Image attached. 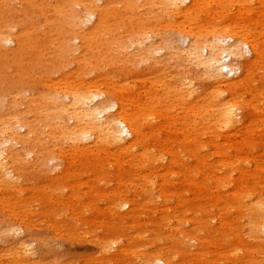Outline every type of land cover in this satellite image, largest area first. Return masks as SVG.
<instances>
[{
  "label": "bare ground",
  "instance_id": "6f19581e",
  "mask_svg": "<svg viewBox=\"0 0 264 264\" xmlns=\"http://www.w3.org/2000/svg\"><path fill=\"white\" fill-rule=\"evenodd\" d=\"M250 1L0 0V68L12 61L23 70L19 77L0 75V181L11 176L17 182L24 162L32 160L37 166L45 159L52 162L53 152L67 157L73 151L86 159L105 151L117 158L141 157V163L164 180L165 188L174 180L182 181L181 173L183 180L186 172L191 173L192 192L207 197L211 176L229 166L231 171L216 184L222 190L227 184L233 186L234 192L222 203H215L211 195L209 207L217 208L218 220H248L250 240L229 224H220L214 242L223 252L212 255L209 248L215 243L198 238V233L211 231L204 220L195 223L185 216L176 224L169 216L164 220L168 248L159 249L148 264H187L184 258L194 264H250L252 248L264 253V195L257 198V189L251 192L246 182L233 183L234 169L227 159L216 167L208 166L197 144L191 152L195 163L188 169L180 158L184 150L172 140L176 139L172 135H183L186 140L200 128L203 135L220 139L224 133L249 126L253 112L264 122V109L258 112L255 106L259 96L252 77L257 64L264 63V44L245 39L238 27ZM259 4L264 8V0ZM203 14L197 33H192L183 20ZM174 33L189 42L181 53L170 46ZM145 64L150 65V76L164 75L174 81V86L166 88L174 87L173 97L182 102L167 106L176 113L174 117L162 111L159 92L152 88L145 93L141 84L135 93H116L103 87L113 81L108 78L112 71L121 84H130L123 78L138 75ZM32 79L45 91L39 92ZM79 80L86 84H78ZM207 83L209 88H205ZM201 98L205 105L200 104ZM6 101L10 103L5 105ZM165 127L172 139L162 136ZM147 143L154 144L152 157H135V150ZM167 155L179 159L169 162ZM184 188H179L180 195L187 192ZM164 193L159 190V205L167 197ZM189 203L183 202V215L195 213ZM210 214L205 212L203 218ZM185 225L191 227L189 232ZM240 244L245 255L237 259ZM25 253L29 255V250Z\"/></svg>",
  "mask_w": 264,
  "mask_h": 264
},
{
  "label": "rangeland",
  "instance_id": "374dc122",
  "mask_svg": "<svg viewBox=\"0 0 264 264\" xmlns=\"http://www.w3.org/2000/svg\"><path fill=\"white\" fill-rule=\"evenodd\" d=\"M259 3L260 0H251L245 6L241 15L246 13V16L243 15L238 27L245 39L264 44V8ZM234 12L240 14L238 8ZM203 17L204 14L187 18L183 22L188 30L197 33V25L201 24ZM185 42L180 33H174L170 37V46L178 49L176 51L180 53L189 45V42ZM260 63L252 73L259 96L255 104L258 112L259 109H264V81H261L264 77V63ZM12 74L22 76L23 70L12 61L3 69L0 68L3 78ZM150 75V65L145 64L140 66L138 75L123 78L131 82L130 84H121L116 73L112 71L108 78L113 81L106 82L103 87L113 89L116 93H135L142 85L145 93L152 88V92H159L162 111L174 117L176 113L168 111L167 106L177 107L182 103L173 97L174 87L166 89L168 85L174 86V81H168L170 79L164 75ZM31 81L38 87L39 92L45 91L37 79ZM97 82L99 85L103 84L100 79ZM78 84L86 82L79 80ZM209 86L207 83L205 88ZM197 88L202 92L200 86ZM143 92L142 99L145 100ZM6 102L5 105L10 103ZM200 104L205 105V99L201 98ZM253 114L255 118L249 126L242 127L236 133H224L220 139H215L210 134L203 135L201 128L186 140L183 135H172L176 138L172 139L171 135L166 134V127L162 136L176 141L177 146L184 150L183 154L186 153V156L180 154V158L186 162L188 169L195 163L191 155L195 151V144L198 148L200 146L201 159L208 166L216 167L221 160L227 159V163L234 169L233 183L246 182L245 186L251 192H254L255 187L257 192L254 193L258 198L264 195V122L259 121L261 115L256 112ZM251 143L252 146L247 148ZM181 144L183 145L180 146ZM153 145L147 143L137 148L133 155L138 157L145 154L152 157L150 154L155 151ZM167 147L171 150L168 144ZM163 152L167 154V150L163 149ZM50 157L53 158L52 162L45 159L39 166L32 160L24 162L21 170L17 172V182L11 176H3L0 181V264H148L157 257L159 249L168 248V230L164 229V220L169 219V216L176 224L185 216L195 223L199 219L204 220L206 229L211 231L198 233L202 243L218 239L219 234L216 231L220 224H229L232 230L238 229L244 238L250 240L248 220L241 222L232 218L231 223L221 217L218 220L217 208L209 207L211 195H215V203H222L234 192L233 186L227 184L222 190L216 184L224 178V173L228 175L231 171L229 166L211 176V195L207 192V197H200L197 191L192 192L194 179L191 173H185V180L181 173L180 180L183 183L174 180L165 188L164 180L152 167L141 163V157L117 158L105 151H101L95 158L86 159L77 156L73 151H68L67 157L61 156L59 152L50 153ZM172 157L167 155L166 161L176 162L179 159L175 155ZM183 185L187 192L180 195L179 188ZM162 189L167 197L159 205L158 193ZM183 202H190L189 209L196 210L195 213L183 215ZM205 212L211 214L203 218ZM185 228L187 232L191 229L189 225H185ZM239 248L241 250L236 253L237 259L244 258L245 255L244 246L240 244ZM25 250H29V255ZM209 252L213 255L223 251L215 243L210 245ZM251 252L253 254L247 262H264V253L256 248H252ZM225 253L231 254L228 249H225ZM206 258L211 257L207 255ZM184 260L187 264H194L188 262L189 259Z\"/></svg>",
  "mask_w": 264,
  "mask_h": 264
}]
</instances>
